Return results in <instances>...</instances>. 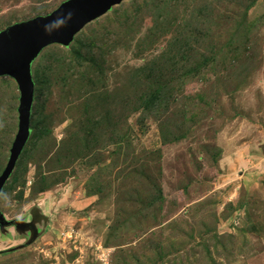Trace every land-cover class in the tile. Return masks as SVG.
Masks as SVG:
<instances>
[{"label": "rangeland", "instance_id": "374dc122", "mask_svg": "<svg viewBox=\"0 0 264 264\" xmlns=\"http://www.w3.org/2000/svg\"><path fill=\"white\" fill-rule=\"evenodd\" d=\"M65 1L0 0V31ZM172 16L195 18L185 30L201 36L204 54L221 58L198 76L178 71L175 99L142 108L160 77L148 63L169 43ZM232 40L242 47L223 64L220 48ZM73 48L83 57L51 73L33 118L45 137H29L0 193L5 219L30 224L23 232L0 227V264H264V0H124L70 45L41 50L31 67L41 99L39 61ZM21 96L17 79L1 75L0 176ZM169 118L180 126L163 134Z\"/></svg>", "mask_w": 264, "mask_h": 264}, {"label": "water", "instance_id": "95a60500", "mask_svg": "<svg viewBox=\"0 0 264 264\" xmlns=\"http://www.w3.org/2000/svg\"><path fill=\"white\" fill-rule=\"evenodd\" d=\"M122 1L124 0H67L47 16L17 22L0 31V76L13 75L19 82L22 93L18 109V133L11 148L8 166L0 176V193L31 135V109L35 93L31 73L33 61L41 50L51 43L70 45L78 31ZM69 13H71L70 19ZM60 20L64 23H59ZM14 223L18 229L30 226L29 223L25 224L18 219L7 220L0 211L2 229ZM36 235L35 233L32 237L35 239Z\"/></svg>", "mask_w": 264, "mask_h": 264}, {"label": "trees", "instance_id": "16d2710c", "mask_svg": "<svg viewBox=\"0 0 264 264\" xmlns=\"http://www.w3.org/2000/svg\"><path fill=\"white\" fill-rule=\"evenodd\" d=\"M131 4L133 5L135 4V2L133 1ZM137 4L138 5H133V6H136L137 11L140 14H142L143 13V6H142L143 3L137 2ZM133 9L134 7H132V9H127V12L128 11L130 12ZM201 12L203 11L201 10L200 14ZM205 13H206V10H205ZM205 13H203V15H205ZM207 14H209V11H207ZM128 16H129L128 14L125 15V17H128ZM209 16L210 17L213 16V13L211 12ZM178 17L179 16H172L171 18L172 21L169 20V27L171 28V31L169 33L170 34L169 38L171 39L169 40V43L165 42L164 46L162 47V50L158 53V55H156L155 59H153L151 63H148V67H150L149 71L151 70V72L155 75L156 78H157V75H159L160 77L162 76V77L161 78L159 77L158 79L151 81V83L149 84L150 85L149 88L147 89L146 93H144L143 98L141 99L142 104H143V106H141L142 108L151 109L154 105L162 103L163 100L167 101L170 95H174V99H175V92H176L175 83L181 80V78L178 77V71L180 74L184 75L183 79H185V76L187 77L198 76L203 71L204 67L213 64L211 60L213 62H216V61L219 62L221 58L220 55L217 56V54L215 56H212L210 54H204L201 51L200 46H199L202 41L201 36H198L195 33H191L190 31L185 30L186 26L188 25L190 26L195 22V18L192 20L188 18V21L184 23ZM242 27L243 28L245 27L244 24L242 25ZM122 28L124 27L118 26V29H122ZM200 32H204V31H200ZM160 33L161 32L157 30L153 33L152 36L155 39H157L158 37H160L159 35ZM84 37H86V35ZM193 38H197V40L195 41L193 40ZM91 40L92 39L87 41L88 43H85V44H88V47L89 45L96 46V43ZM81 41L82 40H80L79 42ZM208 43L210 44V42ZM80 44L83 45L82 42ZM234 44L235 42L234 40H232L230 42L227 41L224 44V46L221 45L222 47L220 49H223V52H228L227 55L223 54V64L227 62H231L232 61L231 59L237 55L238 48L242 47V45H239V44H236L237 46L234 47ZM72 50L73 52L68 53L66 56L56 54L55 57L54 56L49 57L50 60L46 61L47 60L46 59L45 60L46 62L39 61L38 67L35 69V73L37 77L35 78L36 83L38 85L40 84V86L43 87V91L42 90L41 91L43 95L45 96L41 99L40 91L38 90V87H37L36 93H35L34 105L32 109V115H31L32 127H31L30 137L32 140L44 138L48 130L47 127L43 126L41 127V131L37 132L36 131L37 128L33 126V118H36L37 113L41 112L44 108L43 102H45V99L47 98V95H48V94H45V92L49 89V87H47L49 83L52 82V80L49 79L51 73L57 70V68L58 70H63L64 68L65 69L70 68L71 66L75 65L76 61L74 60L69 61V60H66V58L70 59L71 58L70 56H73L74 54H77L79 57L80 56L83 57L81 50L76 49V48H73ZM92 55L93 56L89 58V60L95 59V63H99L100 61L99 59L95 57L96 55L94 54ZM99 57L100 56H98V58ZM158 60H162L164 62L162 64H158L156 62ZM98 101H95V102H98ZM168 109H169V112H172L174 107L172 106ZM185 110H189V107L188 109L186 108ZM192 115L193 114H191V111H190L188 117L183 116V121H181V124H183V126L180 127L179 131L186 130L187 128L186 121H188L192 117ZM160 126L164 130L163 134H166V130L174 134V131L178 130L180 126V122L178 120L175 121L173 118H169L167 120V123L166 121L164 123L161 122ZM177 134H179V132ZM36 142L37 140L35 141V143ZM87 144L89 145L90 143H87ZM20 231L23 232L24 230H20Z\"/></svg>", "mask_w": 264, "mask_h": 264}, {"label": "clouds", "instance_id": "9594fccd", "mask_svg": "<svg viewBox=\"0 0 264 264\" xmlns=\"http://www.w3.org/2000/svg\"><path fill=\"white\" fill-rule=\"evenodd\" d=\"M68 18H69V19L71 18V13H69V16H68ZM59 23L63 24V23H64V21H63V20H60V21H59Z\"/></svg>", "mask_w": 264, "mask_h": 264}, {"label": "crops", "instance_id": "0c3cea01", "mask_svg": "<svg viewBox=\"0 0 264 264\" xmlns=\"http://www.w3.org/2000/svg\"><path fill=\"white\" fill-rule=\"evenodd\" d=\"M23 230V229H22ZM36 233V232H35ZM33 231L32 232H30V234H35ZM25 235H27V233L25 232Z\"/></svg>", "mask_w": 264, "mask_h": 264}]
</instances>
